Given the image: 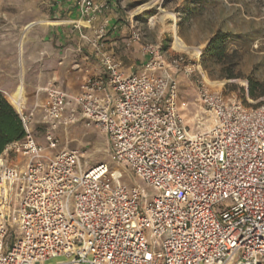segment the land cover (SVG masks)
<instances>
[{"label":"built area","instance_id":"1","mask_svg":"<svg viewBox=\"0 0 264 264\" xmlns=\"http://www.w3.org/2000/svg\"><path fill=\"white\" fill-rule=\"evenodd\" d=\"M69 1L88 24L108 3ZM107 28L103 20L82 34L101 74L76 93L43 87L44 144L33 134L35 108L17 110L24 135L0 153V264L58 255L67 259L53 264H264V102L225 94L202 65L166 54L161 42L143 44L141 69L125 73L104 49ZM140 38L131 25L125 44ZM171 71L191 79L202 104L193 127ZM79 120L106 135L111 159L152 197L106 162L83 165L78 149L51 152L56 131Z\"/></svg>","mask_w":264,"mask_h":264},{"label":"rangeland","instance_id":"2","mask_svg":"<svg viewBox=\"0 0 264 264\" xmlns=\"http://www.w3.org/2000/svg\"><path fill=\"white\" fill-rule=\"evenodd\" d=\"M28 2L29 0H0V30L20 31L26 24L23 10L28 8ZM112 2L114 9L107 11L105 15L108 16L111 12L115 14L113 18L117 30L125 31L122 33L121 46L117 50L130 48L138 60L142 57L138 54L143 44L161 42L166 54L180 52L189 61L195 63L198 61L210 80L221 87L225 94H234L245 103L264 102V95L257 98L251 97L249 93L246 95L250 79L264 84V0H112ZM50 21L41 18L37 23L49 24ZM28 23L26 25L29 28ZM131 25L139 30L141 38L138 44L127 46L124 37H128ZM215 34H225L223 41L225 48L220 57L206 52V46ZM190 52L197 54L198 57ZM228 74H232V77ZM180 77L184 78L185 74L181 72ZM180 89L181 114L193 127L198 101L190 87L187 88L182 83ZM43 91L46 98L47 94L44 89ZM5 95L12 102V96L9 93ZM26 105L27 110L35 108L33 134L44 144V130L39 123H35L38 107ZM57 136L58 145L51 152L62 148L78 149L83 165L106 162L111 168L123 172V181L127 185L138 183L147 191L149 198L154 195V191L148 188L143 180L111 159L108 139L98 128L79 120L60 127ZM65 259H67L65 255L53 256L45 260L44 264H53ZM230 264H234V261Z\"/></svg>","mask_w":264,"mask_h":264},{"label":"crops","instance_id":"3","mask_svg":"<svg viewBox=\"0 0 264 264\" xmlns=\"http://www.w3.org/2000/svg\"><path fill=\"white\" fill-rule=\"evenodd\" d=\"M112 5V0H108L106 8L88 24L69 0H29L28 8L23 10V19L26 24L29 22V28L25 24L20 31L0 30V91L4 95L9 93L25 108L26 104L28 107L36 105L37 119L41 106L46 102L43 87L52 85L68 93L78 92L87 75L103 72L93 47L82 36L91 35L103 20H108L107 32L103 38L104 49L114 53L125 73H131L133 69L139 71L145 60L141 54H138L142 57L137 60L130 48L117 50L125 31L117 30L113 18L115 14L111 12L108 16L105 15L107 11L114 9ZM41 18H47L51 23H37ZM76 22L80 25H76ZM126 39L124 37V41ZM136 43L138 44H134ZM171 73L179 82L180 96L182 83L187 88L190 87L196 96L190 78L185 75L181 79L180 71ZM196 100L198 108L195 118L202 113V104L197 97ZM31 125L33 128V124Z\"/></svg>","mask_w":264,"mask_h":264},{"label":"trees","instance_id":"4","mask_svg":"<svg viewBox=\"0 0 264 264\" xmlns=\"http://www.w3.org/2000/svg\"><path fill=\"white\" fill-rule=\"evenodd\" d=\"M225 34H215L210 38L206 52L220 57L224 52ZM232 77V74H228ZM248 93L251 97L257 98L264 95V84L250 79ZM0 91V153L6 143L20 139L24 135V129L18 112L12 102Z\"/></svg>","mask_w":264,"mask_h":264},{"label":"bare ground","instance_id":"5","mask_svg":"<svg viewBox=\"0 0 264 264\" xmlns=\"http://www.w3.org/2000/svg\"><path fill=\"white\" fill-rule=\"evenodd\" d=\"M84 23H85V22H84ZM190 53H192V52H190ZM192 54H193L195 57H198L197 54H195V53H192ZM196 63H197V65H198L199 69L202 70L201 64H200L198 61H197ZM213 83H214V82H213ZM11 101H12V103H13V105H14V107H15L16 110H21V109H24V108H25L24 105L19 104L15 99H12ZM181 113H182V111H181Z\"/></svg>","mask_w":264,"mask_h":264}]
</instances>
